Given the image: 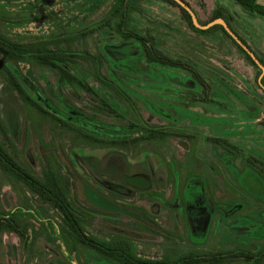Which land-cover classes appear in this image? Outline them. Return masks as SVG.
Here are the masks:
<instances>
[{
  "label": "rangeland",
  "instance_id": "rangeland-1",
  "mask_svg": "<svg viewBox=\"0 0 264 264\" xmlns=\"http://www.w3.org/2000/svg\"><path fill=\"white\" fill-rule=\"evenodd\" d=\"M186 1L201 22L210 20L217 5L223 6L231 27L253 53L264 60V18L245 13L233 0ZM114 2L0 0V18L3 19L0 26L12 39L53 46L57 42L64 44L68 36L77 34L72 46L78 51H88L90 56L88 61L79 59L71 65L73 74L98 94L104 90L98 81L114 80L136 105L138 118L132 122L139 124L138 131L117 137L118 141L123 138L128 141L125 146L93 142L79 135L84 133L79 127L63 130L49 115L17 99L21 122L15 132L7 129L10 154L37 179H43L51 166L68 201L79 213L85 233L101 241L126 237L131 250L139 257L174 260L182 255L199 257L208 252L222 253L236 245L245 250L246 242L264 246V239L253 238L245 229L250 221L264 225L263 201L253 199L247 204L245 200L244 207L234 217L220 224L212 223L201 244L188 242L189 228L183 212L171 205L172 199L183 202L179 193L186 181L198 187V179L202 178L210 198L224 203L226 208L241 199L234 190L239 173L259 170L258 176L264 181L262 164L256 162L264 160V95L256 83L261 76L260 68L246 61L220 30L197 33L182 19L178 8L158 0L143 1L144 13L133 12L130 19L129 30L134 32V38L149 37L151 41L152 36V44L167 58V64H148L139 53L137 43L125 41L124 36L114 33L115 19L110 15ZM97 60H102L100 68H97ZM176 64H184L198 73L208 85L205 98L202 92H196L204 99L195 100L196 106L186 108L176 96L175 85L180 86L187 78L182 72L184 69ZM19 68L33 84L31 88H37L50 98L61 112H66L64 105L68 102L69 112L80 111L84 119L93 118L105 124L127 125L128 118L134 117L132 113L125 120L105 112L95 115L88 108L100 104L95 98L98 96L86 93L77 85L66 83L58 87L56 73L47 67L21 63ZM3 84L5 81L0 79V87ZM189 96L187 105L192 103ZM114 97L121 105L125 104ZM3 99L0 91V101ZM5 114L2 108L4 121L7 120ZM253 119L258 120L257 123ZM143 124L169 134L146 139V135H141L147 132ZM257 126L258 135H249L247 129ZM175 132L192 135L187 150L180 148L181 137ZM141 136L144 139H138ZM224 136L237 150L226 151L216 143L225 145ZM251 137L254 140L249 142L247 138ZM183 145L187 147L188 140ZM245 159H253L255 164L249 165ZM151 170L159 178L157 184L140 190L128 186L124 193L115 191L113 183L127 184L133 176H150ZM242 180L252 193L264 192L250 175L245 174ZM82 183L92 186L86 189L88 198L82 194ZM98 194L101 198L106 196L107 200L96 203ZM109 201H116L123 209L115 211ZM40 205L39 197L26 185L0 171V215L14 210L17 224V231L0 233V264H121L76 241L70 244L68 235L59 227V215ZM131 213L145 220L135 219ZM236 218L243 219L237 226L233 224ZM19 232L27 243L21 240ZM258 235L261 237L262 233ZM229 258L221 264H251L243 256Z\"/></svg>",
  "mask_w": 264,
  "mask_h": 264
},
{
  "label": "trees",
  "instance_id": "trees-1",
  "mask_svg": "<svg viewBox=\"0 0 264 264\" xmlns=\"http://www.w3.org/2000/svg\"><path fill=\"white\" fill-rule=\"evenodd\" d=\"M147 0H115L114 5L110 9V15L113 19H115V24L113 26L114 33L118 35L124 36L125 39L134 38L133 33L130 29L131 22V14L133 12H137L143 14L142 2ZM173 7H176L180 10L182 19L188 24V26L197 33H209L211 31L220 30L224 36L230 39L233 44L237 47V49L243 54L246 61H248L253 67L258 69L257 65L253 62L250 56L234 41V39L227 34V32L223 29L221 25H214L207 30H200L193 26L191 18L189 14L174 0H158ZM187 5L191 7V9L195 12L194 8L188 3L186 0H183ZM236 4H238L241 9L250 15L260 16L264 18V5L259 4L258 0H233ZM197 17V14L195 12ZM223 18L230 29L236 34V36L250 49L252 50L246 42L240 37V35L231 27L228 17L225 15L224 7L221 5H217L215 8L212 17L210 20L206 22H201L198 18V22L201 24H206L215 18ZM0 21L3 22V19L0 18ZM133 29V28H132ZM128 31V32H127ZM62 35L64 32L61 30ZM135 35V34H134ZM67 40L64 44H59L61 42L55 43L53 46H49V44H45L43 42H21L19 40L12 39L6 34V31L3 29V26H0V79L4 80L6 84H3L0 87L1 93L4 94V99L0 101V171H3L6 174H10L15 176L20 182H22L26 187L34 194L39 197L40 207H45L51 211L56 212L60 217L59 227L62 232H64L67 237V241L71 244L72 241H76L77 243L86 246L97 253L101 254L107 259L116 260L121 264H204L202 260L199 258H206L209 256L217 257L218 255L214 253H205L199 257L196 255H182L174 260H148L146 258H142L136 255L135 252L131 250V244L126 239V237H119L118 239H114L112 241H101L93 236H90L85 233L81 223H80V215L74 210L64 191L58 182L57 174L54 169L49 166L43 176V179H37L36 177L27 173L15 159L12 157L9 151L10 140L8 135L9 129L11 132H15L16 129L19 128L21 118L18 109L17 99L23 103L34 107L35 109L43 112L45 115H49L53 120H57L55 116H53V111L49 110L47 104L43 101L42 97L44 96L37 88L33 87V84L28 80L21 72L19 65L21 63L28 64L32 67L41 66L47 67L53 70L56 73L57 79L56 83L58 87L63 86L68 83L69 85H77L80 89L85 91L86 93L91 94L92 90L88 84L79 78H77L72 70L71 65L77 60H89V53L86 50L78 51L72 45H74V41L78 38L77 34H73L72 36H68ZM145 42L150 44L151 47L147 45L145 60L149 64L150 62L156 61L159 64H167L166 57L153 46L152 36L143 37ZM63 42V41H62ZM156 51V58L153 57V54L150 50ZM253 52V50H252ZM255 56L259 59V61L264 65V60L259 58L256 54ZM98 66L100 67L102 64V60H97ZM102 79V78H101ZM30 83V86L28 85ZM257 86L261 90L264 95V75L261 77L260 82L256 81ZM57 87V88H58ZM2 98V97H1ZM47 107H46V106ZM116 106V105H115ZM2 108L6 111L4 121L2 117ZM98 112H103L102 110H98ZM113 113H117V110H113ZM3 118V119H2ZM3 120V121H2ZM7 126H5L4 123ZM63 125H65V121L62 120ZM68 130H75L73 126L65 127ZM71 128V129H70ZM20 129V128H19ZM78 132H80L78 130ZM15 137V134H13ZM83 138L88 139L90 141H97L103 143H120L125 146L128 141L125 138L122 141L117 140V135H112L111 139H107L102 136H90L85 133L80 132ZM164 134L158 133L157 137L161 138ZM138 139H144L141 136ZM146 139H151L150 136H146ZM136 140V139H135ZM87 187L92 189L91 185H87L85 183L81 184V191L84 197L88 198L85 194ZM117 196V193H113ZM100 196H96V203L98 201L107 200L106 196L101 198ZM95 199V197H94ZM112 204V207L115 211H121L123 208L116 201H109ZM101 206V205H100ZM108 207V206H107ZM104 209V208H103ZM8 213V214H7ZM4 216L0 215V233L1 232H12L16 230V223L14 221L13 216L16 215L15 211H8ZM132 217L135 219L145 220L140 216L131 213ZM148 219V218H147ZM19 236L21 240L25 241L26 237L22 232H19ZM27 243V241H25ZM69 244V245H70ZM229 253V251L227 252ZM224 261L219 262L212 261L210 264H221ZM259 264V263H255Z\"/></svg>",
  "mask_w": 264,
  "mask_h": 264
},
{
  "label": "flooded vegetation",
  "instance_id": "flooded-vegetation-1",
  "mask_svg": "<svg viewBox=\"0 0 264 264\" xmlns=\"http://www.w3.org/2000/svg\"><path fill=\"white\" fill-rule=\"evenodd\" d=\"M142 38L143 37L141 36L139 37L137 36V38H130V39H126L125 41H134V43H137L141 49L139 53H141V55L145 59L148 43L145 42V39H142ZM149 46L151 47L150 44L148 45V47ZM154 48L156 49L155 46ZM150 51L153 54V57L156 58V51L152 49ZM152 62L157 63L156 59H154V61ZM175 66H179L180 68H183L184 70L182 72L187 75L186 80H182L180 86L175 85V89H176L175 92L177 94L176 96L179 102L181 101L180 103L182 104V106L185 105L186 108L189 105L196 106V104L198 103H196L195 100L201 99L198 93L202 92V98H205L208 92V85L204 81L201 80V77L198 73L193 72L192 70L187 68L184 64H176ZM98 67L99 66H97V68ZM150 71L154 72V69L150 68ZM193 74H196V76L194 77ZM190 76L191 77L193 76V78H191L192 80L190 79ZM196 78L198 79L196 80ZM103 82L104 83H100L98 81V84H100L104 88L101 94H98V92H96L94 89L91 88L92 90L91 95L98 96L99 98L98 97H95V98L98 99L100 104L97 106H92L91 108H88V110L95 115H101L104 112L107 114H114V117H117L118 119H124V120L128 118L129 113H132L134 117L133 119L128 118L129 123L127 125L123 124L122 126H120V125H115V124H107V123L105 124L93 118L84 119L79 110H78L79 112H76V111L69 112L70 104L68 102L65 103L64 105V107L66 108V112H61V110L57 109L53 105L50 98L43 96L42 99L47 104L48 107L46 105L45 106L49 110L53 111V116L57 118V120H53V121H55L57 125H59L63 130H68L65 127H68L70 125L76 129L77 127H79L80 129L84 131L86 135H90V136H102V137L104 136L111 137L112 135L124 136L125 132L131 133L133 131H138L136 126H138L139 124L137 122L135 123L132 122L138 118V112L136 109V105L129 101L128 97H126L125 92L115 85L114 80H109L105 82L103 79ZM189 83L191 84V86H189ZM189 93H191L190 94L191 96H189ZM114 96H117L119 99L123 100L125 104L121 105L120 102H117ZM188 96L191 98L190 101H192V103H189L187 105ZM201 100H204V99H201ZM115 109L117 110V113H113V110ZM98 110H102L103 112L96 113ZM187 110L189 111V109ZM194 113L195 112H192L193 115ZM244 115L248 116L246 114ZM62 120L65 121V125H63ZM253 121L255 122L258 120L253 119ZM144 126L147 128V132L146 131L145 133L141 132V135H146V136L148 135L150 136L151 139H157L158 133L169 134L167 131L163 132V130H159L158 128H153L147 125H144ZM258 129L259 127L257 126L254 128L247 129L248 130L247 132H250L249 135L257 136L258 135L257 132L259 131ZM175 134L177 135V137H181L180 138L181 142L179 143L180 148L184 151L187 150L189 148V142H190L189 140L192 139V135L188 134L187 132L185 133L175 132ZM225 136H224L225 145H222L219 141H217L216 143L219 144V146H222L223 150L230 151V152L237 150V147H235L233 144H230V142L227 140ZM186 140H188L187 147L183 145ZM247 140L251 142L254 139L251 137V138H247ZM245 147L248 150L253 149V148H250L251 146L250 147L245 146ZM245 161L249 165L255 164L254 162L255 160L253 159L252 160L245 159ZM256 162L258 164H262L260 169L262 170L261 174L264 177V160L261 162L259 161H256ZM255 172L253 170H245L237 175L235 179L234 190H235V195L237 197H241V199L238 200L237 202H234L230 207H227V208L225 207L224 203L214 202L210 198V195L206 191L205 182L202 178L198 179V182H200L198 187L189 185V182L187 183V181L183 184V189L181 193H179L181 194V196H183V202L179 203V201L177 200L175 201V199H172L171 205L177 207L179 212L180 211L183 212V215L186 219V222L189 228V236H188L189 243L201 244L206 239V235L209 232L211 224L213 223L215 225L218 222L220 224L224 222L225 220H227L229 217H234L244 207L246 203L244 202L245 200L247 201V204L248 202L251 203L255 199L264 202V192L262 194L259 192L252 193L249 189L250 186L249 185L246 186L242 180L243 176L245 174H248L253 178V180L258 185L262 186V188L264 189V181L260 179L258 176L260 171L255 170ZM141 175L142 177H138V175H136L135 177L133 176L131 178L132 182L128 179L127 184L126 183L124 184L123 183H113L115 185L114 187H116L115 191L117 190V191H120L121 193L122 192L124 193V191L126 190V188H128V186H130L131 188H134L135 190H140L147 186H152L154 184H157L159 181L157 174L153 172V170H151L150 176L146 174H141ZM176 183L177 181L175 180V184L174 183L173 184L176 185ZM238 188H240L244 192H241L240 190H238ZM242 220L243 219L240 220L236 218L233 224L237 226L236 224L238 222H241ZM256 227L257 229H255ZM245 229L249 231V234H251L253 238L264 239V225L250 221L245 226ZM257 233L258 234L262 233L261 237ZM256 234H257V237H256ZM244 248L245 250H243L242 247H238L236 245V246L231 247V249L229 250V253H227L228 251L226 250H224V252L222 253L209 252V253H214L218 256L217 257L209 256L206 258L203 257V258H199V260H202L203 263L205 262L204 264H210L209 262H212V261L216 262L217 259L219 260V262H221L222 260L225 261L232 255L234 258H241L243 256L245 261L251 264H254V262L259 263V264H262V263L264 264V246L256 247V246H253V243L246 242Z\"/></svg>",
  "mask_w": 264,
  "mask_h": 264
},
{
  "label": "water",
  "instance_id": "water-1",
  "mask_svg": "<svg viewBox=\"0 0 264 264\" xmlns=\"http://www.w3.org/2000/svg\"><path fill=\"white\" fill-rule=\"evenodd\" d=\"M178 6L183 8L190 16L192 24L194 27L200 29V30H207L208 28L214 26V25H221L223 29L227 32L229 36H231L234 41L250 56V58L253 60V62L257 65L258 68L261 70V76L258 78V82H260L261 77L264 75V65L259 61V59L255 56V54L250 50L237 36L236 34L230 29V27L227 25L226 21L219 17L211 20L210 22L206 24H201L198 22V19L195 15V12L191 9L189 5H187L183 0H174Z\"/></svg>",
  "mask_w": 264,
  "mask_h": 264
},
{
  "label": "crops",
  "instance_id": "crops-1",
  "mask_svg": "<svg viewBox=\"0 0 264 264\" xmlns=\"http://www.w3.org/2000/svg\"><path fill=\"white\" fill-rule=\"evenodd\" d=\"M257 2H258L259 4L264 5V0H258Z\"/></svg>",
  "mask_w": 264,
  "mask_h": 264
}]
</instances>
